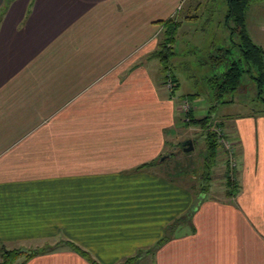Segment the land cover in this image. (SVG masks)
<instances>
[{
  "label": "crops",
  "instance_id": "0c3cea01",
  "mask_svg": "<svg viewBox=\"0 0 264 264\" xmlns=\"http://www.w3.org/2000/svg\"><path fill=\"white\" fill-rule=\"evenodd\" d=\"M188 1L0 0V247L49 248L24 264H89L63 241L96 264H264L263 115L227 129L233 198L166 170L181 118L151 55Z\"/></svg>",
  "mask_w": 264,
  "mask_h": 264
},
{
  "label": "rangeland",
  "instance_id": "374dc122",
  "mask_svg": "<svg viewBox=\"0 0 264 264\" xmlns=\"http://www.w3.org/2000/svg\"><path fill=\"white\" fill-rule=\"evenodd\" d=\"M194 3L195 0L188 1L191 7L195 6ZM202 4L196 14L198 20L196 22H182L177 29L172 46L173 54L165 65V71L161 70L159 72L156 57L150 63V69H153L151 72L154 77L158 76L157 79L160 78L161 80L163 78V82L172 78L176 82V88L173 93L178 101L176 106L181 122L176 126L171 136V148L167 150L171 158L166 163V170L170 172V175H174L177 178L181 176L194 189L196 186L198 188L203 186L201 185V162L205 158L203 142L205 131L199 126L184 125L187 123V118L184 115L185 113L180 110V105L185 102L188 110L192 111V116L196 119L205 116L210 118L209 131L215 133L217 130L219 133L217 138L225 142H231L225 135L227 134V129L234 126L236 118L253 114L254 109H260L253 102L252 92L255 91L254 84L247 74L241 79L244 88L239 90V93L219 94L217 92L224 67L211 64L210 55H213L215 49L223 47L230 50V55L227 58L234 61L240 59V53L236 47L237 37L230 33L231 23L224 19L227 10L225 2L223 0H204ZM188 10L187 12H189ZM246 14L248 20H252L254 23L257 20L264 23V0H253ZM162 37L163 34L160 33L156 38L153 52L157 50L156 45L162 41ZM216 124H222V127L217 129ZM186 141H190L192 149L184 153L180 146ZM218 144L220 149L216 151V156L213 160L206 197H225L222 174L227 152L223 142L219 143L218 141ZM207 159L209 161L210 157L207 156ZM44 246L43 243H38L26 246L24 249H35ZM19 260L17 259L16 262ZM141 264H146V262L143 261Z\"/></svg>",
  "mask_w": 264,
  "mask_h": 264
},
{
  "label": "trees",
  "instance_id": "16d2710c",
  "mask_svg": "<svg viewBox=\"0 0 264 264\" xmlns=\"http://www.w3.org/2000/svg\"><path fill=\"white\" fill-rule=\"evenodd\" d=\"M226 5V14L225 20L231 23L230 33L237 37L236 47L240 53V59L230 60L227 56L230 55V50L227 48H217L214 50L213 55H210L209 60L211 64L216 66H223L224 71L220 76V84L217 87V92L219 94L223 93H232L238 92L244 88L242 83V77L247 74L248 78L254 84L255 91L252 92L253 102L256 103V107L260 109H254L252 115L261 114L264 116V65H263V55L260 47L251 42L249 36L247 35L245 29V20L246 12L253 0H223ZM196 16H189L179 21H174L169 19L161 22V25L164 26L162 31L163 37L162 41L156 45V49L151 56L156 57L159 62L162 64V70L165 71V65L168 63L169 57L173 54L172 46L176 36L177 29L181 26L183 21H190ZM175 83L174 80H171V83ZM176 86H173L169 89L171 93L175 90ZM240 92V91H239ZM238 92V93H239ZM186 119V125L199 126V128L204 129L205 136L203 139L205 146V158L201 167V185L202 188L194 189L198 193H206L208 188V183L211 177V168L213 167V160L216 156V151L218 148V138L217 130L214 132L209 131V125L211 119L208 117H202L196 119L192 116L191 110H188L184 114ZM217 129L222 127V124H216ZM227 137V135H225ZM228 138V137H227ZM230 144V142H228ZM182 149V146H180ZM227 152V151H226ZM207 156L210 157L208 161ZM226 158V156H225ZM235 161L233 160V153L230 145V152H227V158L224 161V196L227 199L233 198L238 192L237 182L234 180V171H235ZM150 165V164H148ZM145 167V165L140 166V168ZM139 169V168H137ZM192 187V186H191ZM194 188V187H192ZM167 237L162 238L158 241V244L165 241ZM61 244L71 251L79 255L89 264H96L90 256L68 241H63ZM60 244V245H61ZM58 246V245H57ZM20 250V251H19ZM49 248L47 246L41 249H4L0 247V264H24L27 260L34 257L37 254L48 252ZM17 259H20L18 262ZM135 260V257L127 258L120 264H131Z\"/></svg>",
  "mask_w": 264,
  "mask_h": 264
},
{
  "label": "built area",
  "instance_id": "2783aa9c",
  "mask_svg": "<svg viewBox=\"0 0 264 264\" xmlns=\"http://www.w3.org/2000/svg\"><path fill=\"white\" fill-rule=\"evenodd\" d=\"M165 85H166V88H168V89H170L171 87H172V83H171V80H169V79H167L166 81H165ZM180 110L183 112V113H187V111H188V106H187V104L185 103V102H183L181 105H180ZM219 133H217V135H218ZM218 141H219V143H221V142H223V146H224V148H225V150L227 151V152H230V144L228 143V142H225V141H223L222 139H218Z\"/></svg>",
  "mask_w": 264,
  "mask_h": 264
},
{
  "label": "water",
  "instance_id": "95a60500",
  "mask_svg": "<svg viewBox=\"0 0 264 264\" xmlns=\"http://www.w3.org/2000/svg\"><path fill=\"white\" fill-rule=\"evenodd\" d=\"M181 146L183 147V148H182V151H183L184 153H187V152H189V151L192 149V146H191L190 141H186V142H184Z\"/></svg>",
  "mask_w": 264,
  "mask_h": 264
},
{
  "label": "flooded vegetation",
  "instance_id": "af4514ba",
  "mask_svg": "<svg viewBox=\"0 0 264 264\" xmlns=\"http://www.w3.org/2000/svg\"><path fill=\"white\" fill-rule=\"evenodd\" d=\"M183 148V147H182Z\"/></svg>",
  "mask_w": 264,
  "mask_h": 264
}]
</instances>
